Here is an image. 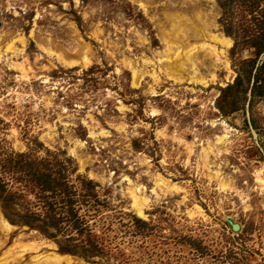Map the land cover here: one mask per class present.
Wrapping results in <instances>:
<instances>
[{
    "label": "rangeland",
    "instance_id": "1",
    "mask_svg": "<svg viewBox=\"0 0 264 264\" xmlns=\"http://www.w3.org/2000/svg\"><path fill=\"white\" fill-rule=\"evenodd\" d=\"M0 214L17 264H264V0H0Z\"/></svg>",
    "mask_w": 264,
    "mask_h": 264
},
{
    "label": "bare ground",
    "instance_id": "2",
    "mask_svg": "<svg viewBox=\"0 0 264 264\" xmlns=\"http://www.w3.org/2000/svg\"><path fill=\"white\" fill-rule=\"evenodd\" d=\"M180 21V20H179ZM182 22V21H181ZM184 23L182 22V25H183ZM177 31H179V33L182 31V27H181V23L179 24V26H178V28H177ZM175 37H177V35H173V37L172 38H175ZM212 41L214 42H219V43H222V44H225V45H230V43H229V40L227 39V38H224V37H218V36H213L212 37ZM207 47V49H211V51H213V52H216L215 51V47L214 46H211V45H209V44H202V45H200V48L202 49V48H204V47ZM192 50H194V48H189V50L187 51V53L185 54V58H186V60L188 61V62H190L191 64H194L191 60H192V56L194 55V54H192L190 57L189 56H187V54L188 53H190ZM212 52V53H213ZM181 55V54H180ZM184 59V58H183ZM170 59L169 58H167L166 59V61H169ZM182 63V64H181ZM181 63H177V65H174V64H168V68L169 69H171V71H173V69H175V68H179V70H181L182 69V66L185 64L184 63V60H182L181 61ZM133 76H134V78H136L137 77V73H136V71L134 70L133 71ZM179 78H182L181 76H179ZM134 83V82H133ZM219 140V139H218ZM163 180V179H162ZM162 180H161V178H157V183H158V185H160V183L162 182ZM166 181H164V183H165ZM139 188V187H138ZM131 193H132V198H133V202H134V206H136V210H137V212H138V214L140 215V216H144V213H143V208H142V204H143V201L146 199V198H143V197H141V196H139L138 194H137V192H136V189L134 188V189H132V191H131ZM145 201H147V200H145ZM0 219H3L2 218V215L0 214ZM3 221V223H5L6 224V221L3 219L2 220ZM11 253H13L12 252V250H6V251H4V252H2V255L0 256V264H17V259L15 258L16 256H15V254H13V257H11ZM10 256V257H9ZM10 258V259H9ZM62 259H63V257L60 255V254H57V253H55V254H52V255H40V256H38V257H36V259H34L35 261V264H61V262H62Z\"/></svg>",
    "mask_w": 264,
    "mask_h": 264
}]
</instances>
